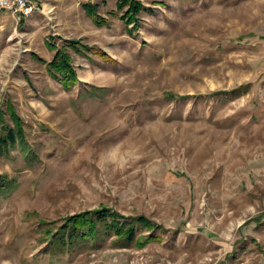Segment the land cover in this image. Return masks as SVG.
<instances>
[{"label":"rangeland","instance_id":"1","mask_svg":"<svg viewBox=\"0 0 264 264\" xmlns=\"http://www.w3.org/2000/svg\"><path fill=\"white\" fill-rule=\"evenodd\" d=\"M120 1L0 7V114L26 136L0 155V264H264V0H134V20ZM103 208L151 226L45 253Z\"/></svg>","mask_w":264,"mask_h":264},{"label":"trees","instance_id":"2","mask_svg":"<svg viewBox=\"0 0 264 264\" xmlns=\"http://www.w3.org/2000/svg\"><path fill=\"white\" fill-rule=\"evenodd\" d=\"M127 4L130 7L125 12L126 18L134 20L138 14L140 4L134 0H121L119 5L120 8H123ZM67 43L76 49L79 41L68 40ZM50 46L51 49H54L52 44ZM78 51L81 52L82 48ZM104 55H106L104 56L106 60H110L108 54L105 53ZM48 65L50 71L55 77L60 79L66 89H72L79 83L78 72L68 49H59L54 59ZM2 116L5 117V115L0 114V155L8 152L26 138L25 130L22 128V120L16 112H12V117L16 119V123L18 124L16 125L17 129L5 124ZM44 224L49 227L55 225L49 220H44ZM150 226L151 224L144 216L136 218L119 216V213L108 208L87 210L67 216L62 220L61 224L56 226V232L51 234L52 237L47 241L49 247L46 248L45 253L49 254L51 258L66 256L74 253L79 247L81 248V246L88 243L96 246L101 237L107 240L113 239V237L117 238L121 245H124L122 243L126 242L133 243L137 239H141L138 238L139 228H148ZM147 239H152V236Z\"/></svg>","mask_w":264,"mask_h":264},{"label":"built area","instance_id":"3","mask_svg":"<svg viewBox=\"0 0 264 264\" xmlns=\"http://www.w3.org/2000/svg\"><path fill=\"white\" fill-rule=\"evenodd\" d=\"M0 7L11 11L18 23L38 9L37 0H0Z\"/></svg>","mask_w":264,"mask_h":264},{"label":"crops","instance_id":"4","mask_svg":"<svg viewBox=\"0 0 264 264\" xmlns=\"http://www.w3.org/2000/svg\"><path fill=\"white\" fill-rule=\"evenodd\" d=\"M48 3H49V2H48ZM48 3L46 2V3L44 4L43 0H37L38 9H37L32 15H30L28 18H26V20L29 19V18L34 19L35 16L38 15V13H43V12H45Z\"/></svg>","mask_w":264,"mask_h":264}]
</instances>
